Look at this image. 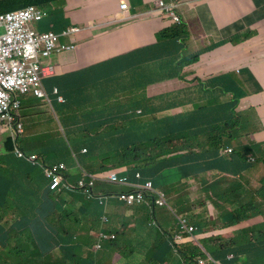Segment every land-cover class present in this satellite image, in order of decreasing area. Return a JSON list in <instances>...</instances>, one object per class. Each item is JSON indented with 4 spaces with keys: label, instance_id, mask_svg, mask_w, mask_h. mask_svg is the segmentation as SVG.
Instances as JSON below:
<instances>
[{
    "label": "crops",
    "instance_id": "obj_1",
    "mask_svg": "<svg viewBox=\"0 0 264 264\" xmlns=\"http://www.w3.org/2000/svg\"><path fill=\"white\" fill-rule=\"evenodd\" d=\"M119 1H126L128 4V10L123 14L118 12ZM157 1L159 0H65L57 15L38 25L39 32L51 29L57 34L69 26L86 27L83 33L72 39L75 46L74 51L61 53L50 59L51 64L55 66L56 75L43 82L49 96V104L33 97L23 99L25 140H32L37 151L52 147L53 144L61 140L59 136H56L57 130L53 121L58 123L60 119L62 124L66 123L74 114V109L68 112L63 104H59L56 97L53 96L52 89L57 88L55 80L80 73L111 59H114V65H119L126 70L131 83H141L138 84L141 87L138 97L144 95L148 101H152L153 104L149 107H158L157 102H165L169 100L171 93H177L185 97L180 104L185 107L183 112L191 111L193 102L198 99L199 94H203L197 83L187 77V75L194 74L195 66H198L196 72L201 77L226 73V75L210 79L208 87L215 88V93L220 100L223 99V102L228 101L226 97L239 100L236 110L241 114L244 128L233 139H236L237 145L240 143L241 147L242 139L246 136L255 138L259 142L257 145H264V132L260 126V124L264 125V0H176L177 14L183 21V27L187 33L186 39L181 40L183 48H178L177 45L164 46L157 43L156 34L171 25L167 18L161 14L152 13L144 16L145 12L155 7ZM164 1L168 2L169 0ZM253 13L258 23L251 24L243 20ZM119 25L124 28L117 27ZM109 42L116 43L118 46L109 52H104L102 48L105 51L107 49L103 44ZM62 44L67 45V41L63 40ZM172 56L177 57L178 61L181 58L192 57H199L200 61L196 65L183 67L185 76L172 77L169 64L166 61L159 63V58L169 59ZM137 76H142L144 80H138ZM160 76L164 78V81L158 82ZM171 77L176 85L173 89L166 85V83L172 82L170 81ZM145 81H147L146 86L143 85ZM66 88L63 90L64 95H66ZM68 88L74 89L75 95L80 99L86 97V91H77L82 88V84L75 82ZM92 93L94 92L92 91ZM137 108L145 111L148 107L140 105ZM230 109L232 106L227 105L226 110L230 111ZM180 113L181 110H177L162 114L161 117L167 118ZM153 117H155V113L149 115V120ZM151 128L156 132L161 130V127L156 124ZM123 129L129 128L126 126L120 128L116 136L105 142H117L122 138ZM46 136H49L48 141L42 142ZM235 147L229 146L228 148ZM253 154L256 156L255 165L249 164L246 160L241 162L239 158L231 167V171L233 177L248 172L255 175L260 173L257 179L243 177L231 183H223L218 176L224 175L219 174L218 170L224 167L225 156L221 159L220 156L212 152L206 156L208 162L205 160L200 169L186 167L178 161L175 162L177 166L181 167L180 178L177 170L166 172L168 177H171L172 173L177 175L178 182L182 179L179 189L175 190L178 194L170 199L174 201L175 210L181 215L188 216L190 223L199 228L193 238L178 245V250L170 246V243L168 245V242L177 235V227L176 222L169 217L167 211L157 210L156 214L160 218L154 224L147 220L148 213L144 206L135 209L123 205L114 207L111 204L112 200L108 201L107 206L111 210L112 217L110 229L122 237L124 250L132 256L130 264H196L195 261L203 258L206 254L211 255L215 252L214 248L207 246L210 239L224 238V235L229 236L235 232L236 228L251 229L253 232L249 233L250 237L247 243H253L251 236L254 233H262L264 226L259 228L258 225L262 224L264 219L245 221L243 218L258 202L255 191L259 189V183L264 177V165L262 164L264 147L255 149L253 153L249 152L247 158ZM60 155L65 156L67 152L61 149ZM11 163L12 160L6 157V164L9 165V168L7 174L0 178L8 182L5 190L10 193L15 191L13 184L8 181L9 179L14 180ZM66 165L72 168L70 159L67 160ZM174 167L172 166V168ZM2 169L0 165V171ZM23 169L26 168H22L18 172H25ZM121 172H124L128 177L130 175L129 168H123ZM209 172L214 174L208 177ZM164 174L165 171L162 172V178L169 180ZM189 174H194L193 178H185ZM145 177H148L146 173ZM213 186L214 188H212ZM24 188L30 196L33 190L27 185ZM97 190L98 187L95 190L97 194L105 192L104 189L99 192ZM224 190L227 192L238 191L235 196L244 194L246 202L242 207L235 206V211L229 216H216L215 207L218 205L219 197L227 195ZM74 196L78 197L81 202L84 201L80 195ZM91 204L94 206L90 212L92 215L97 214L98 202L94 201ZM229 205L231 204L229 203ZM69 206L73 207L65 205L61 201L42 197L41 206L37 209L33 220L21 218L11 224V227L1 228L0 238L7 241L14 235L28 233L30 239L36 241L40 252L45 255L52 251L45 221L57 212H69ZM20 207L25 210L29 207V203H23ZM246 210L248 211L244 214ZM10 211L16 214L15 212L18 210L11 206ZM262 213L264 216V209ZM224 217L227 218L225 226L213 224V220L217 221ZM235 220H239L240 223L228 225L229 222ZM223 241L216 242V244ZM239 254L240 252L236 250L217 253L220 261L225 264L231 262L232 255ZM214 256L216 259V252ZM256 257H262L261 263L264 264V248H261L260 254L253 256L250 253L248 256L252 259Z\"/></svg>",
    "mask_w": 264,
    "mask_h": 264
},
{
    "label": "clouds",
    "instance_id": "obj_2",
    "mask_svg": "<svg viewBox=\"0 0 264 264\" xmlns=\"http://www.w3.org/2000/svg\"><path fill=\"white\" fill-rule=\"evenodd\" d=\"M64 1L65 0L58 2V4L53 7L54 13H49L47 10L39 9L35 6H28L18 11L0 15L3 16L11 13H16L29 7L41 11L44 15L43 18L38 22L32 23L31 30H33L38 36H45L46 39L43 43L40 44L38 49L30 51L27 60L19 66L20 70L14 73V83L18 88L24 89L25 93L21 94L18 91H14L11 93L10 108L8 114L13 119V121L10 124L6 120L0 121V127H2L1 129H7L11 132V137L8 142H11L12 144L11 151L8 152L5 149V145L7 143L2 144L0 142V165L3 168L0 171V174L2 175L0 178L4 177L7 174V169L9 168V165L6 164V157L12 160L11 167L14 176H16L19 173L18 171L22 169L15 168L13 166V160L23 162L31 167L39 168L42 172L43 178L47 181V184L41 187V198H50L55 201H61L65 205L73 206L72 208L69 206V212H57L54 216H73V218L77 220L72 226L68 228L67 231H63L58 227L49 226L47 224L48 218L46 219L45 227L47 230V234L50 236L49 243L52 251L45 255L40 252L36 241L31 240L28 233H25L20 240L11 237V239L3 241V239L0 238V246H8L9 248L11 245L13 246L12 249H9L10 253L7 255L14 254L15 259H23L8 264H45L39 259V257L46 258L53 254L61 253L67 247L74 248V253L81 261V264H130L132 256H130L124 250V242L122 237L115 234L110 229L112 217L110 213L111 210L107 206V202L111 200V204L114 205V207L123 205L127 208L135 209L137 207L144 206L148 213L147 220L149 222L152 221L154 224L155 222H158L156 214L157 210L167 211L169 213V217L176 222L177 227V235L173 238V240H170L168 242V245L170 243V246H172L175 250H178V245L185 243V241L189 238H193L199 231V228L190 223L188 216L179 214L175 210L174 201L170 200L171 197L178 194V192L175 190L179 189V185L180 182H182V179H180L179 182L178 179L164 180L162 178V172L165 171L166 173L170 169H178L180 171L181 167L177 166V164L175 163L177 161L182 163L186 167L200 169L201 165L204 164L205 157L209 153H211L212 148L219 154H221V159L223 156H225V153L231 156L236 152V154H238L237 159H242L240 155H243L246 157L245 160L249 164L255 165L254 163L256 160V156L254 154L252 155L253 157L249 156L247 158V156L249 152L253 153L255 149L262 148L264 147V145H257L259 142L255 138H251L248 136L244 137L243 139L250 138L251 140H255L257 144L245 150L242 149L243 154L238 153L235 148L234 151L233 149L228 148L229 146L225 145L224 140L226 138H234L235 135L244 128L241 120V114L237 113L236 110L238 109L239 100H233L230 97H226L228 101L223 102V99L220 100L217 93H215V88L208 87V81L210 79L226 75V73L209 77H201L196 72L198 71V66H195L193 68L194 74L187 75V77H191L192 81L197 83L198 88L203 91V94H199L198 99L193 102V109L191 111L186 110L185 112H183V109L185 107L180 105L182 102H180L178 106H170L169 100H167L162 103L157 102V110L150 112L155 113L157 126L162 128L164 127L163 123L165 124L166 133H168L169 129L178 128V124L180 123L184 130L188 131L190 135H199V138L193 141H190V139L183 140L181 143L188 146L189 149L185 152L171 156L169 162L168 158L170 154L167 155L166 151H164L167 155L164 161L165 164L162 165L160 162L156 161V145V156H153L154 160L149 159V165H146V161L143 162L144 158L143 155H141L139 166L135 165L137 169L134 171H129L130 175L128 177L124 172H121L123 168H114L115 165H113L114 162L112 161H109V163L105 164L107 170L100 172L98 171V161L93 157L91 163L86 168H84L79 164L77 158H75L73 153H71L72 168H69L63 162L46 164L45 160L40 157V155L37 156L35 152L30 154L25 153L20 149L22 148V145L19 143L20 140H25V138L22 137L25 131V124L23 126L24 122L22 123V116H25L24 113L22 114L23 99L25 97H33L39 101H43L49 104V96L45 90L43 82L49 78L55 77L56 75L55 66L51 64L50 59L55 55L74 51L75 46L72 39L76 38L78 35L85 31L86 26H69L63 29L58 34L53 32L51 29L45 32H39L37 30L38 25H40L44 21H47L50 17L53 18L59 13L58 10L63 5ZM121 4H126V8L124 10L120 9ZM118 7V12L122 14L128 10V4L126 1H119ZM177 7L178 6L176 0H169L168 2L159 0L156 2L155 7L152 10L144 13V16L150 15L152 13L161 14L166 17L167 21L171 24L169 28L161 30L156 35L173 27H178V29L185 31V27H183V21H181L179 15L177 14ZM243 20L251 24L258 23V21H256L255 19L254 13L248 15ZM63 40L67 41V45L62 44ZM181 40L182 39H180L178 42L182 43ZM192 58L195 59L188 64L189 66H192L194 64L196 65L200 61L199 57ZM188 59L189 58H181L178 62L179 65L181 61H186ZM113 63L114 59L104 61L80 73L72 75L77 77L75 79L76 82L82 84L83 89L80 88V92H82V90L87 92L84 99H80L79 97H77L78 104H75V107L72 108L74 109V114L72 116L77 117L76 121L81 123L80 126H78L80 128L86 127L88 129L90 127H95L98 123L105 124V127L99 130L102 135L101 142H105L107 139L116 136L119 129L124 126L130 128V120L139 118L140 121H143L142 117L144 115L143 110L136 107L140 99L138 97L140 94V90L135 91L129 88L128 91L123 93L122 91L117 89V87L111 81L98 76L99 72L96 70L97 67L108 64L112 65ZM183 67L185 66H182L181 71L178 74L179 76H185L183 73ZM93 72L96 74L94 78L81 79V76H87ZM70 76L71 75L63 76L58 80L66 79ZM123 76L125 78V81H127L128 77L126 70H124ZM114 77H116L119 81H121L123 78L122 76ZM170 81H174V79L171 78ZM205 89H208V91H206ZM88 90H90V93H88ZM92 91L94 93H92ZM107 91H110V93L107 94ZM35 92H40L41 96H36ZM52 93L53 96L56 97V101L59 104L64 105L65 97L60 94L59 88H53ZM15 103L18 104L17 109H13V105ZM227 105L232 106V109H230V111L226 110ZM72 109H70L68 112H71ZM177 110H181V113L179 115L167 117L165 121H162V114L174 112ZM157 114H159V116H157ZM230 114H232V118L235 117V119L233 121L226 122L225 119ZM57 125L58 130L56 136H59L62 140H64L66 145H68V139L66 138L60 119L58 120ZM18 126H20L19 129ZM260 126L262 128V131L264 132V125L260 124ZM158 133L162 134V130H160V132ZM85 136H87V134ZM159 137L160 136H156V142ZM89 143L90 140L88 139L86 144L89 148L95 146H90ZM111 144L114 145V148L119 147L118 145H116V141ZM106 146L100 147L104 148ZM33 147L36 150L34 142ZM96 147H99V144H97ZM163 147L165 148V145ZM45 150L46 149L44 148L42 151ZM86 150L82 149L78 154H80V156H84L86 154ZM191 152H193L192 157L186 160L185 156L187 155L185 154ZM9 153H11V155H9ZM114 154L115 149L112 148L110 150V155ZM98 155L99 152L95 154V156ZM103 155L107 157L106 154ZM262 164L264 165V161L262 162ZM172 166L175 167L172 168ZM168 168L169 170H167ZM51 173L53 174L51 175ZM145 173L146 175H148V177H145ZM212 175L213 174H209L208 177H211ZM193 176L194 174H189L185 178H193ZM263 181L264 177L259 183L260 187L258 190H256L255 196L261 192L264 183ZM97 187V192L101 191L102 189H104L105 192L103 194H97L95 192ZM212 188H214V186ZM24 189L25 188L22 186L19 190L15 189L12 194L20 193L23 196H27L28 194ZM74 195H80L84 199V202H86L87 206L84 204H79V202H77V205L79 204L81 206L75 207L74 203L76 201L74 200ZM94 201H97L99 204L98 206H96L98 213L92 215L90 209L92 210L93 207H90L89 205ZM11 215V219H15L14 222L21 219L17 218V214H13L12 212ZM243 220L247 221L250 220V218L245 216ZM4 221H6V218L4 219ZM52 221L55 222L56 217L52 218ZM239 223L240 221L237 223H234V221H232L229 222L228 225H238ZM11 224H9V226H6L5 223L2 224V210H0V229L11 227ZM234 230L235 232L231 234L234 236H241L246 230L248 233L253 232L251 231V229L246 228H236ZM227 237L210 239L207 243L208 248L215 249L217 245L216 242L224 240L216 247L215 252L217 260L213 257L212 254V256L206 254L203 258L195 261V263L225 264V262L220 261L217 253L228 252L226 251V248L227 246L231 245V241L230 239H227ZM251 237L254 243L255 241L253 238V234ZM76 239L87 242V245H84L81 242H77ZM235 250L239 251L240 254L237 256L232 255L233 258L228 264H231L241 258H246V260L250 264H254V261L257 260L256 258L254 260L248 258V255H246L242 247H240L239 245H237L234 250L230 251ZM259 260L262 261V257H260ZM61 264H65L63 256Z\"/></svg>",
    "mask_w": 264,
    "mask_h": 264
},
{
    "label": "trees",
    "instance_id": "obj_3",
    "mask_svg": "<svg viewBox=\"0 0 264 264\" xmlns=\"http://www.w3.org/2000/svg\"><path fill=\"white\" fill-rule=\"evenodd\" d=\"M63 0H0V15L1 14H7L10 12L18 11L21 9H24L28 6H35L39 9L47 10L49 13H54L53 7H55L58 2H61ZM187 36L186 31L178 29V27H173L169 30L163 31L156 35L157 43L163 44L164 46L169 45H177L178 48H183V43H179L178 41L180 39L185 40ZM178 42V43H177ZM195 58H189L186 61H181L179 65L178 58L175 56H172V58L164 59L159 58V63H162L163 61H166L172 71V77L176 76L180 73L182 66L188 65L191 63ZM165 63V62H164ZM96 70L99 72L98 76H101V78H105L109 81H111L117 89L125 93L126 91L130 89L138 91L141 89V87L138 84L141 83H131L129 79L127 78V81H125V78L123 76L124 74V68H122L119 65H102L96 68ZM114 76H122V80L119 81ZM171 77V78H172ZM77 77L70 76L69 78L62 79V80H55L56 87L59 88L60 94L65 97L64 101V107L67 111L75 107V104H78V98L74 94V89H69L68 86L75 83V79ZM114 78V79H113ZM138 80H144L142 76L136 77ZM116 82H115V81ZM167 79H165L166 81ZM164 81L163 77H159L158 82ZM78 83V82H76ZM86 85V84H84ZM143 85H147V81L143 83ZM67 87V88H66ZM65 90V94L63 93V90ZM80 88L77 89L78 92H80ZM153 104L152 101H148L146 96L142 95L139 99V103L136 107H139L140 105L148 107L145 111H143L144 115L142 117L143 121H140L139 118H135L131 121V125L129 129H123L121 132L122 138L119 139L116 142V145L119 147L113 148L115 149L114 155H109V161L114 162L113 165L114 168H127L129 167V171H134L137 169L136 166H139V162L141 161V155H143L144 161L146 165H149L148 160L153 159V156H156V136L159 137L160 145H158V148L160 150H163V144L165 143V149L168 154H179L182 152H185L189 149L188 146L182 144L181 142L186 139H190V141H193L197 138H199L198 134L190 135L188 131H185L182 125L179 123L178 128L175 129H169L168 133H166V126L163 123L164 127L161 128L162 134H159L158 132L152 130L151 127L155 126L157 123L155 117L153 119L149 120V115L151 111H156V107H152L149 105ZM150 113V114H149ZM235 117L232 118V114L228 115L226 117V122L233 121ZM77 117L72 116L70 119L66 121V123H61L62 128L65 132L66 138L68 139V145L64 142V140H60L58 143L53 144L52 147L46 148L45 151H37L33 147V142L28 140H23L21 145L25 153H36V155H40L45 160L46 164L56 163V162H63L67 163L68 159H72L71 153L77 158L80 165H82L84 168H86L92 161V157H95V154L98 152L97 149H100L101 147H96L97 144L101 143L102 135L99 131L101 128L105 127V124L98 123L95 127H78L80 126V122H77ZM148 120V121H146ZM160 123V122H159ZM157 125V124H156ZM87 134V136H85ZM90 140L89 145H95L94 147H88L86 142L87 140ZM171 143V144H170ZM124 144V145H123ZM12 144L11 142H7L5 145V149L10 152L11 151ZM28 147H30L28 149ZM87 148V150H86ZM66 150L67 155L63 156L60 155V150ZM86 150V154L84 156H80V154L77 153V150ZM111 150V149H110ZM166 152H161L163 155V158L166 159ZM212 153H214L217 156H220L217 151H215L213 148L211 150ZM11 155V153H9ZM107 158V157H105ZM206 162H208L207 157H205ZM136 165V166H135ZM13 166L15 168H26L23 169L25 172H19L16 176H14V180H8L11 182L15 189H20L22 186L27 185L30 189L33 190L32 194L29 196H23L20 193L12 194L9 191H6V185L8 184L7 181L0 179V210H2V224L5 223L6 226H9V224L13 223L15 219H11V211L10 207H16L17 212V218H31L30 220H33L35 218V212L37 209L41 206V192L43 186L47 184V181L43 178L42 173L40 172L39 168L28 166L27 164L23 162H18L13 160ZM107 170V167L105 164L99 165L98 171H105ZM208 174H212L209 172ZM2 175L0 174V177ZM264 182V181H263ZM24 184V185H23ZM256 200L258 202L250 209V211L246 210L244 212L245 216L252 220H256L259 218H263L262 210L264 209V185L261 189V192L258 193ZM255 196V197H256ZM10 200V201H8ZM29 203V207H27L25 210H23L20 205L23 203ZM75 207L77 205V202L74 203ZM90 207H93L94 205L90 204ZM64 215V214H60ZM56 217V221L53 222L52 218ZM6 218V221L4 219ZM77 220L73 218V216L70 217H62V216H54L52 215L47 219V224L52 227H58L63 231H67L70 226H72ZM239 222V220H235L234 223ZM264 226V222L262 224L258 225L259 228ZM25 233H22L20 235H14L13 237L17 240H20ZM235 238V239H232ZM254 243L248 242L249 240V233L247 230L243 233V235H229L227 239H230L231 245L227 246L226 251L234 250L237 245L242 247L246 255H252L260 254L261 248H264V229L262 233H254L253 234ZM245 239V240H244ZM217 246V245H216ZM247 246V247H246ZM9 250L8 246H0V264H8L12 262H17L19 260H23L22 258L15 259L14 254L7 255V252ZM216 250V247L215 249ZM221 251V249H220ZM215 253V252H214ZM214 253H212L213 257ZM7 255V256H6ZM63 259L65 261V264H81V261L77 258V256L74 253L73 247H67L64 249L61 253L53 254L46 258L39 259L44 262L45 264H61V260ZM217 258V256H216ZM259 257H256L258 259ZM252 259V258H251ZM254 260V259H253ZM255 264V261H254ZM256 264H262L260 260L256 261Z\"/></svg>",
    "mask_w": 264,
    "mask_h": 264
},
{
    "label": "built area",
    "instance_id": "obj_4",
    "mask_svg": "<svg viewBox=\"0 0 264 264\" xmlns=\"http://www.w3.org/2000/svg\"><path fill=\"white\" fill-rule=\"evenodd\" d=\"M125 8L126 4H121L120 9ZM43 16L41 11L32 7L0 16V121L6 120L9 124L13 121L8 114L11 93H25L14 83V73L20 70L19 66L27 60L30 51L38 49L46 40L45 36H38L31 30L32 23L40 21ZM35 95L41 96V93L35 92ZM17 108L15 103L13 109Z\"/></svg>",
    "mask_w": 264,
    "mask_h": 264
},
{
    "label": "rangeland",
    "instance_id": "obj_5",
    "mask_svg": "<svg viewBox=\"0 0 264 264\" xmlns=\"http://www.w3.org/2000/svg\"><path fill=\"white\" fill-rule=\"evenodd\" d=\"M117 27L124 28V26H122V25H119ZM98 32H101V31H98ZM103 46H105L106 49H107L105 51L104 48H102L103 51L104 52H109L111 49L116 48L118 45L116 43L109 42V43L103 44ZM102 60H104V59H102ZM95 76H96V74L93 72V73H91V74H89L87 76L86 75L81 76V79L94 78ZM189 78L191 79V77H189ZM166 85H168V87L171 88V89H173V88L176 87V85L173 83V81L166 83ZM176 91H173V92H176ZM106 93L109 94L110 91H107ZM184 99H185L184 95L183 96H180L177 93H171L170 94V97H169V104H170V106H178V104L180 102H182ZM23 117L24 116H22V119L25 120V118H23ZM165 120H166V117L162 119V121H165ZM22 123H23V121H22ZM53 124H54L55 129L58 130L57 122L56 121H53ZM23 126H24V123H23ZM1 128L2 127H0V142L2 144H5L10 139L11 132L9 130H7V129H1ZM22 137H24V138L26 137V132L25 131H24V135ZM48 139H49V137L44 138L43 139V142L44 141H48ZM158 140H159V138H158ZM158 140L156 142V145H157V159H156V161L157 162H160L163 165V164H165L164 163L165 159L163 158V155L164 154H161V152L166 151V149L164 147L162 148L163 150H160L158 148V145H160V142ZM224 142H225V145H227V146H233V147L236 146L235 147L236 151L238 153H241V154H243V150H245V149H247L249 147H253V146H255L257 144V142L255 140H251L250 138L242 139V147H241L240 143L237 145L236 139H233V138H226L224 140ZM19 143L21 144L22 141L20 140ZM163 145H165V143ZM99 146H106V147L97 149V151L99 152V155L98 156H95L93 158L97 159L99 165H103V164L109 163V159L108 158H109V155H110V149L114 148V145L111 144V143H109V142H101L99 144ZM29 148L30 147H28V149ZM103 154H106L107 155V158H105V155H103ZM173 155H176V154H170L169 155L168 162H169L171 156H173ZM185 155H187V156H185L186 157L185 159L188 160L190 157H192L193 152L188 153V154H185ZM237 155L238 154H236V152H235V154L233 153L231 156H229L227 153H225V163H224V167L222 169L218 170V173L219 174L224 175V176H218L220 179H222V182L223 183H231V182H234L237 179H242L243 177H246L248 179H257V176H260V173H257V175H255L254 173L248 172V173L240 174L239 176L233 177V173L231 171V167L235 164L236 159H237L236 158ZM240 156L242 157L241 162H244L246 157L243 156V155H240ZM175 170H177V172L179 174V178H180L181 177V171H179L178 169H173V170L170 169L169 171H175ZM165 176L168 177L166 175V173H165ZM168 178L169 179H177L178 176L177 175H174L172 173L171 174V177H168ZM188 179H189V177H188ZM263 185H264V183H263ZM224 191H226V190H224ZM237 192L238 191H236V190L230 191V192H227V195L226 196L219 197V201L217 202L218 205L215 207V209L217 211V215L216 216H218V215H220V216H229L231 213H233L235 211V206L242 207L245 204V202H246L245 195L244 194H241V195L235 196L237 194ZM255 193H256V191H255ZM74 200L76 202H79V204L86 205V202H84V201L81 202L78 199V197H74ZM229 203L231 205H229ZM88 205H89V203H88ZM213 214H214V211H213ZM157 218H158V221H159L160 216L159 217L157 216ZM225 222H227V218L226 217H224L223 219L219 218L217 221L216 220H213V224H216V225H224L225 226ZM223 237L226 238L227 235H224ZM76 241L77 242H81L84 245H87V242L81 241L79 239H76ZM211 241H215V240H211ZM12 247L13 246L11 245L9 249H12ZM9 253H10V250H8L7 254H9ZM231 264H250V263L246 260V258H241V259H239V260H237V261H235V262H233Z\"/></svg>",
    "mask_w": 264,
    "mask_h": 264
}]
</instances>
